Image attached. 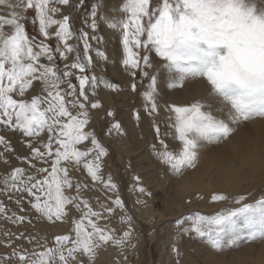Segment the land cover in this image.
Wrapping results in <instances>:
<instances>
[{"label": "snow or ice", "instance_id": "snow-or-ice-1", "mask_svg": "<svg viewBox=\"0 0 264 264\" xmlns=\"http://www.w3.org/2000/svg\"><path fill=\"white\" fill-rule=\"evenodd\" d=\"M54 2L78 10L84 8L86 0ZM52 4L53 0H0V130L19 134V142L28 150L26 155L16 157L27 166L14 167L4 175L0 194L14 199L20 209L26 196L36 221L67 222L73 210L81 215L71 218L69 234L55 236L54 246L45 243L43 250L31 252L13 248L7 259L0 257V264H92L99 248L111 243L123 249L131 244L135 233L134 218L119 195L117 183L111 175L105 181L101 174L102 160L109 149L95 131L88 130L92 110L102 108L98 88L121 90L118 83L90 72L97 67L90 53L101 61L109 60L106 51L93 48L91 43L100 44L104 39L96 34L103 19L99 16L101 3H92L82 18L90 31L81 28L79 33L73 30L70 14L53 17L61 9ZM27 10L34 11L32 22L38 21V31L44 38L55 37V47L27 34L22 22ZM121 12L123 16L107 26L119 32L122 64L133 81L130 90L136 91L138 83L148 81L142 92L144 112L153 121L159 145L153 143L151 148L173 177L196 169L207 145L229 139L243 123L264 119V8H257L249 0H125ZM53 26L54 33L49 31ZM73 40L82 42V55L78 43H71ZM221 47L227 49L226 54L219 52ZM153 54L167 69L165 90H186L189 81L204 78L212 95L229 106L225 118L205 111L200 101L187 106L173 103L165 106L168 129L162 131L154 119L159 115L158 99L162 96L158 91L159 72L153 71ZM69 56H73L71 63ZM57 57L64 62L63 67L57 64ZM73 77L78 83H73ZM107 116L112 118L107 134L125 135L114 113L107 111ZM140 119L137 112L136 120ZM3 133L0 162L8 165L5 153L12 145ZM169 135L180 143L178 151L170 149L162 138ZM66 164L82 165L93 181L115 193L114 206L101 208L108 213L117 209L124 213L126 230L121 236L98 224L101 214L81 198L87 186L70 176ZM133 180L137 183L134 203L147 206L144 197L153 193L143 186L138 174ZM194 195L204 199L203 194ZM210 199L228 201L229 196L217 191ZM246 199L239 195L234 202L241 204ZM7 212L0 200V215L14 223H32L26 215L17 217L12 213L8 217ZM240 218L243 224L238 223ZM186 220L191 222L189 226H185ZM176 227L179 235L207 237V243L217 252L239 248L241 241L264 240V197L211 217L196 212L177 219ZM28 242L32 243L33 238L28 237ZM173 251L179 258V249Z\"/></svg>", "mask_w": 264, "mask_h": 264}, {"label": "bare ground", "instance_id": "bare-ground-1", "mask_svg": "<svg viewBox=\"0 0 264 264\" xmlns=\"http://www.w3.org/2000/svg\"><path fill=\"white\" fill-rule=\"evenodd\" d=\"M114 12L115 10L110 11L111 15L109 16L108 21L105 22L103 25L104 31L108 35V39H111V40H113V37L118 35L117 34L118 30L109 29L107 26L109 21L116 19L114 16L115 15ZM73 28H74V24H73ZM77 43L80 47V51L82 55L83 53L82 43L80 42H77ZM116 57H117L116 68L118 70H122L124 66L122 64L123 51H122L121 42L117 44V56ZM162 75H163V83L161 85L165 89V84L167 82V70H164V71L161 70L159 73V77ZM185 88L186 90H164L165 93H163L162 102H164L165 104L175 103L176 105H179V106H187L193 102L200 101L201 103L205 105V108H204L205 111H210L212 112L213 115L217 117L225 118L226 113H227V108L224 109L223 106L220 105V103H218L217 100H215L213 96L209 94V92L211 91V87L210 85H208L206 80L201 78V79H198L197 81L196 80L189 81L186 84ZM98 97L101 101L102 106L103 104L109 106L108 111H111L112 106H113V100L111 98L110 93L104 90L103 88L98 91ZM143 103L144 101H142L141 99L140 101H138V106L141 107ZM129 105L130 103L125 104V106L127 107L126 108L127 112L125 113L126 117H125V124L123 128L125 129L126 134L120 135V137L115 140V145L118 147L117 149L118 156H119L118 159L120 160V162L125 163L126 159L129 160L130 156L134 155L138 158V160L141 163H144L145 166L149 165L151 162L154 161L156 165L155 179L153 181H149V183L152 185H155L157 183L159 187L163 188L165 187L164 185L168 184V182L170 184L171 176L166 173V176L160 179L162 181H159V179H157L159 176L162 175V173L165 170L161 168V166L158 165L157 163L158 160L154 157V154L151 148V145L153 143H156L157 146H159L158 141L155 137L153 121L152 119H148V118L146 119L144 116V112L141 109L139 110V113L141 114V119L137 121L134 116L135 114H133V112L130 111L132 110V108ZM103 108L104 106L100 110H94V112L98 111L99 113V111L101 112ZM221 108L224 109L223 112L220 111ZM106 113L107 112L105 111L103 115H105ZM245 125L247 124L243 123L238 127V130L232 136V137H235V139L233 140L231 144H226V142L229 140L227 139L223 141L222 144L220 145L218 144L217 146L214 144L207 145L201 151V154L204 152L208 153L207 159L205 161V166L209 170H215L217 175L228 177V178H231L238 173L240 166H242L245 160L250 156L253 146L259 145L262 132H264V119L254 120V121L249 122L247 126ZM170 139L172 140L173 145L177 146L180 144L178 141L173 139V137H171ZM12 162L14 163L13 160ZM0 167L4 169L5 164L3 162H0ZM110 168L111 167H108L107 169L104 168L103 171H101L102 177L106 181L107 177L111 175L114 179V182L118 183L115 177V172L113 171V169H110ZM8 172H9L8 170L4 171V173H8ZM69 172H70L69 174L72 173V177L75 180H78L83 185L87 186L82 189L81 198L89 202L93 211L99 212L101 214L100 220L97 221L98 224L102 228H105L106 230H114L116 236H121L123 231L126 230L125 229L126 226L125 228L123 227L124 230H122L123 228L120 230V222H121L120 218L122 217L123 219L124 213H122L118 209L114 213H108L105 211L104 208H101V205H105L107 207L114 206L112 201L116 198L115 193H113L108 188H106L104 184L97 182V181H93L89 175L86 176L83 172H81L80 168L77 166L73 165V167L71 168ZM3 177H4V174L1 176L2 183H3ZM244 180H246V182L242 185L241 182L242 181L244 182ZM175 181H176V178L173 181L174 186H175ZM261 182L264 183V170H261L260 168H256L255 170H249L248 173L236 185H231L227 183L224 184L223 186L219 184L213 185L212 181L209 180L208 186L204 190L195 191L186 198V200L190 199L192 201L190 204L185 203L186 201L185 200L183 207L176 208L174 210H173L172 202L170 200V194H167V192L165 191V196H167L168 199H165L164 197V199L167 201H166V208L163 211V213H159L158 211H156L150 206L149 197H144V199H146L147 201V206L135 204L134 201L137 198V192L134 190L136 188L133 189V191L130 194H128V198H129L128 200L125 197H122L120 193V187L117 184L119 195L123 200L124 199L127 200L128 210L134 218L135 233L132 239H134L135 241L134 240L132 241L137 242L136 244L137 246L132 250L133 253L139 254L141 252L142 260H144L145 258L147 262L146 264H150L152 262V259H151L152 249L150 248L149 245H147V243L143 242V237H142L141 232L139 231V227H141L142 224L147 225L149 228H151L154 225L153 228L157 227L158 229L157 228L154 229L157 231H154L155 233L153 234V236L150 237L151 241L161 236V233L164 232V235L162 237L164 239V245L161 251L160 264H176L177 257L175 256V252L173 251V249H177V246L181 247V248H178L181 253L180 257L178 258L179 264H180L184 257L190 256L187 250V246L190 245V240L192 238H186L188 236L184 237L183 235L179 236L177 232V227H176L177 219L182 218L184 214L189 213L193 210H197L201 207L211 208L214 205H217L216 202H211V199H210L211 194H213L214 192L218 191L228 196H229L230 191L240 192L241 194L250 195L251 194L250 192L253 191L254 187ZM71 194L73 195L75 194L74 189L72 190ZM194 194H203L204 199L198 200L195 198ZM80 215L81 213H78L75 210H73L71 213V218L78 219ZM71 218L67 222L56 221V222H53V224H49L47 221H36V220L32 221L34 223L31 224L30 228H32L35 234V237H37L38 239V242L36 244V249H37L36 251L43 250V245L45 243L48 244V240L50 236L55 238L56 235L69 234L73 227ZM93 219L95 220V218ZM21 241L22 239H20L19 242ZM1 242H3L2 239H1ZM166 244L167 246L171 245L169 246L170 247L169 251L164 247L166 246ZM200 245L201 246L199 250L203 251L204 254L206 255V259L209 260L210 255L213 254V252L207 249L202 244ZM254 249H255V246H253L252 244H248L245 247L244 250H246L247 252L246 251L245 252L248 253V256L246 257L251 256V258L250 259L248 258L247 261H245V263L249 264L250 262V263L255 264L256 262V264H260V261L264 260L263 251H261L262 253H254ZM120 250L121 249H119L117 245L111 244V243L108 245L102 246L101 248L97 250L95 260L92 262V264H125V261H123L124 256L120 255L121 254ZM241 256L242 255L240 254V252H238L236 256L238 257V261L240 260ZM227 264H231V263H227Z\"/></svg>", "mask_w": 264, "mask_h": 264}, {"label": "rangeland", "instance_id": "rangeland-1", "mask_svg": "<svg viewBox=\"0 0 264 264\" xmlns=\"http://www.w3.org/2000/svg\"><path fill=\"white\" fill-rule=\"evenodd\" d=\"M75 2L78 3V0ZM96 2L101 3V8L99 9V16L103 17V19H101L99 21V28H98V31L96 34L99 36H102L104 39L100 44H97L95 41H91V43L93 44V48L99 47L101 50L106 51V54L109 57V60L107 62L101 61L100 58L97 57L94 52L90 53L93 57L94 64L97 65V67L94 69V71L90 70V72H91V74H95L98 77L102 76V77L108 78L111 82H116L120 85V87H121L120 91L108 90L105 88H104V90H106L110 93L111 98L113 100V106H112L111 111L114 113L115 121L120 122L122 124V126H124L125 117H126L125 113L127 112V110H126L127 107L125 106V104L130 103L129 106L132 108V110H130V111H132L133 114H135L134 115L135 118H136V113L139 112L140 109L143 110V112H144V104L146 103V101H144V99L142 97V92L145 90L147 83H148L147 80H145L143 82V84L138 83L139 73H137V83H138L137 90L136 91L130 90L129 85L131 82H133L132 78L127 73V71L124 67L122 70H118L116 68V65H117V57H116L117 56V44L120 42V39H121L119 32L117 33L118 35H116L118 37L115 36V37H113V40H111V39H108V35L104 31L103 25L105 22L108 21V18L111 15L110 11L115 10L114 16L116 19L123 16V13L121 12V8H122V4L125 2V0H86L84 8L78 9V10H74L73 8H71L69 6L57 5V4H55V2L53 0V4L51 6L60 7V9H61V13L60 14H53V17L56 19H60V18H62V14H70L71 19H72L73 24H74L73 30L75 32L79 33L81 28H83L84 31H90V29H88L86 26H84L82 24V18L90 10L91 4L96 3ZM249 2L255 4L257 6V8H264V0H249ZM34 16H35V13L33 10H27L26 11V19H24L22 22L25 24V29H26L27 34L30 37L35 36L37 40L44 39L45 42L48 43L50 46L55 47V45H56L55 37L53 36L50 38H44L42 36V34H40L38 31V21L35 24H33V22H32L34 19ZM55 30H56L55 26H53L51 29H49V31H51L53 33L55 32ZM71 43L77 44V41L73 40V41H71ZM80 43H82V42H80ZM219 52L221 54H226L227 49L225 47H221L219 49ZM112 55H114V56H112ZM152 59L155 63V68L153 69V71H158L160 73L161 70L162 71L167 70L166 68H164L162 66L163 61H161L154 54H153ZM72 61H73V56H69L68 62L71 63ZM63 63L64 62L61 61L59 59V57H57V64L60 67H63ZM120 75H121V77H120ZM72 80H73V83H78L76 81L75 77H73ZM204 80H206V79H204ZM162 83H163V75L159 77V81H158V91L161 93V96L163 99V93H165V91H164L165 89L161 85ZM164 84H165V82H164ZM36 87L38 90V85ZM100 89H103V87L101 86L100 88H98L97 91H99ZM209 94L211 96H213L212 90L209 92ZM213 98L215 100H217V102L220 103V105H222L224 109L227 108V111H228L229 106L222 99H220L219 97H216V96H213ZM141 99H142V101H144V103H143V105H141V107H139L138 101H140ZM162 99H158V103L161 105L160 111H159L160 116L157 115L155 117V121L158 122L159 125L161 124L160 127L162 126L161 129H162V131H164V130L168 129V125L165 122V119H166L165 106L166 105L171 106V104H173V103L165 104L164 102H162ZM103 106H104V108L102 109L103 111L101 110V112L99 111V113H98V111H95L96 112L95 113L94 110H92V112H91L92 119H91L90 124L88 126V130L95 131L98 134V138L109 149V154L106 157H104L102 160L101 171H103L104 168L107 169L108 167H111L110 169H113V171L115 172V177H116L117 182H118L117 184L120 187L121 196L125 197L127 200L129 199L128 194H130L133 191V189H135L137 187V183L133 180V177H134V175L138 174L142 178L143 186H146V188L153 193V195L151 197H149L150 198V206L153 209H155L156 211H158L159 213H163V211L166 208V201L167 200H165V199H168V197L165 196V191L167 192V194H171V192L174 188V182L173 181L175 180V177H173L171 175L167 166H165L162 163H160L159 161H157L158 165L161 166V168H163L165 170L162 173V175L159 176L157 179H159V181H162L160 179L164 178L166 176V173L171 176L170 184L168 182L167 185H164L165 187L161 188L157 185V183L155 185H152L149 183V181H153L155 179L156 165H155L154 161L151 162L149 165L145 166L144 163H141L138 160V158L133 155L134 157L130 156L131 159L130 158H129V160L126 159L125 163L120 162V160L118 159L119 158L118 151H117L118 147L115 145V140L118 139L120 137V135H116L115 133H113L111 136H109L107 134L106 129L109 125V121L112 118L107 117V113L105 115H103L105 113V111L106 112L108 111V107H109V106L104 105V104H103ZM177 106H179V105H177ZM144 116L146 119L147 118L151 119L145 114V112H144ZM160 117H161V119H160ZM254 120H258V119H253L252 121H254ZM248 123L249 122H246L244 124L248 125ZM165 124H166V126H165ZM247 125H245V126H247ZM0 133H3V130H0ZM3 134H5V139L11 143L12 148L10 149L9 153H5L6 157L10 160V164H8V165L5 164L4 169L2 167H0V185L3 184L2 180H1V176L3 174L4 175L7 174V173H4L5 170H8L10 172L14 167H26L27 166L26 164H23L19 160H17L16 157L17 156H23V155H26L28 153L27 148L22 146L21 143L19 142L20 141L19 134H14L12 132H6ZM171 137H172L171 135H169L167 137L162 136V138L165 139L166 143L169 144L170 149L178 151L179 148L181 147V145L180 144L177 146L173 145V142L170 139ZM85 144L87 145L88 142H85ZM220 144H222V143H220ZM214 145L217 146V144H214ZM3 150H4V146L2 144H0V151H3ZM22 153H24V154H22ZM12 160L14 161V163L12 162ZM129 163L131 164V167L128 166ZM66 166L68 167V169L70 171L71 168L73 167V164H66ZM79 168H80L81 172H83L86 176H88L87 170L84 169L82 165L79 166ZM2 170H4V171H2ZM70 176L72 177V173L70 174ZM242 182H241V184L243 185L246 182V180H244L243 183ZM250 193L251 194L249 195V194H241L240 192L230 191L228 201L216 202L217 205H214L211 208L201 207L197 210H193L189 213L184 214L182 216V218L184 217L186 219V217L188 215H194L196 212H199L202 215H206V216L211 217V216L218 214L221 211H226L228 209H235L237 207H241V206H243V203H255L258 199H260L261 197H264V183L261 182L258 185H256L254 187L253 191H251ZM239 195H245L247 197V199L245 201H243L241 204H236L234 201ZM164 197H165V199H164ZM126 199H124V201L127 205ZM0 200H3V202L5 201L4 204H5L6 208L8 209V212H7L8 217H11L12 213H15V214H17L16 215L17 217H19V215L20 216L26 215L29 219H32V221H35V219H34L35 213L32 212L30 205L27 202L26 196L23 200V208L22 209L17 208V206L15 204V200L14 199L10 200L6 195L0 194ZM122 220L123 219L121 217L120 218V221H121L120 222V230L123 227L125 228V224H123ZM32 223H34V222H32ZM48 223L53 224V222L52 223L48 222ZM190 223H191L190 221L186 220L185 226H189ZM238 223L243 224V218H240ZM31 224L27 223L26 221L14 223L12 219H6L3 215H0V238L3 241V242H1V239H0V251H1L0 256L1 257L6 256L5 259H7L8 258L7 254L11 253L13 248H21L22 247L23 249H26L30 252L33 249L37 250L36 244L38 242V239H37V237H35V234H34L32 228H30ZM153 226L151 228H149L147 225L142 224V226L139 227V231L142 234L143 242L147 243V245H149L150 248L152 249L151 250L152 262L150 264H160L161 251H162V248L164 245V239L162 238L164 235V232L161 233V236H159L156 239H154L153 241H151L150 237L153 236V234L155 233L154 231H157V230H154L157 227L153 228ZM124 228L122 230H124ZM246 231L247 230H245V232ZM193 234L191 236H188V237H186L187 235H183L186 238H192V239L190 240V245L187 246V250H188V253L190 256L184 257L180 264H208V262L212 261V260L227 262V263H231L234 260L235 264H247V263H245V261H247L248 258L250 259L251 256L246 257V256H248V253H246L247 251L244 249L248 244H252L253 246H255L254 253H262L261 251H263V253H264V240H260L258 242L241 241L240 243L242 246L239 248L227 249V250H224L223 252H217V251L213 250L211 248V245H209L207 243V237H197V239H196L195 234L194 235ZM15 237H17V238H15ZM28 237L33 238L32 243L28 242ZM20 239H22L21 242H19ZM54 239L55 238L52 236L49 237L48 246H50V247L54 246ZM132 240H134V239H131V241ZM134 241H132L131 244L129 246L125 247L124 249L119 248V249H121L120 255L124 256L123 261H125V264H130V263L131 264H143V263L146 264L147 263L146 259L144 258V260H142V257H141L142 253L140 252V250H139V252H140L139 254L133 253L132 250L137 246L136 245L137 242H134ZM165 243H166V241H165ZM198 243L202 244L207 249H209L210 251L213 252V254L210 255L209 260L206 259V255L204 254V252L199 250L201 245ZM132 244L135 245L134 248L131 247ZM169 246H171V245H169ZM169 246H167V244H166V246H164V247L169 251V249H170ZM178 248H181V247L177 246V249ZM202 250H203V248H202ZM128 251H129V253H128ZM238 252H240V254L243 256V257L241 256L239 261H238V257H236ZM125 258H126V260H125ZM14 264H17V262H14ZM176 264H179L178 258H176ZM249 264H253V263L249 262ZM255 264H256V262H255Z\"/></svg>", "mask_w": 264, "mask_h": 264}, {"label": "clouds", "instance_id": "clouds-1", "mask_svg": "<svg viewBox=\"0 0 264 264\" xmlns=\"http://www.w3.org/2000/svg\"><path fill=\"white\" fill-rule=\"evenodd\" d=\"M234 139L235 137H230L226 144H231ZM207 156V152L202 153L196 169L187 170L183 175L176 178L175 186L170 194L173 210L183 207L184 201L193 192L204 190L208 186L209 180L212 181L213 185L223 186L226 183L236 185L249 170L256 168L264 170V132H262L259 145L253 146L250 156L240 166L238 173L231 178L219 176L215 170H209L205 166ZM208 264H227V262L212 260ZM231 264H234V261ZM260 264H264V260H261Z\"/></svg>", "mask_w": 264, "mask_h": 264}]
</instances>
